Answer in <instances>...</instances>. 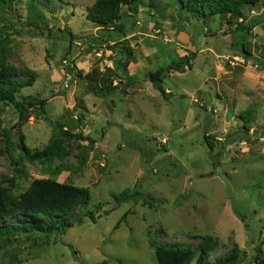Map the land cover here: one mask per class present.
Instances as JSON below:
<instances>
[{
    "label": "rangeland",
    "instance_id": "374dc122",
    "mask_svg": "<svg viewBox=\"0 0 264 264\" xmlns=\"http://www.w3.org/2000/svg\"><path fill=\"white\" fill-rule=\"evenodd\" d=\"M95 1L20 0L0 13V63L37 76L18 95L22 118L8 107L1 119L0 187L18 198L52 179L92 196L64 234L0 239V264H158L156 250L170 245L192 249L194 264V236L219 242L211 260L234 244L245 251L239 264L264 260V0L243 23L143 0L137 13L123 8L126 33L87 20ZM190 53L192 69L166 70L160 93L148 75ZM64 130L97 143L64 139L67 155L51 161L22 150L41 151ZM136 186L160 203L117 202Z\"/></svg>",
    "mask_w": 264,
    "mask_h": 264
},
{
    "label": "trees",
    "instance_id": "16d2710c",
    "mask_svg": "<svg viewBox=\"0 0 264 264\" xmlns=\"http://www.w3.org/2000/svg\"><path fill=\"white\" fill-rule=\"evenodd\" d=\"M20 0H0V13L4 8L11 9L12 6ZM33 5L37 4V0H30ZM51 1V0H45ZM180 11L188 14L190 17L206 22L208 19L220 16L226 18L228 23L232 21L241 23L247 21L245 11L252 10L263 0H174ZM144 5L143 0H96L87 11V20L97 24L102 29L113 27L121 33H126V26L123 24V8L126 7L132 12L137 13V9ZM249 25H238L235 31H250ZM71 42L73 34L69 33ZM129 54V49L127 48ZM242 52L249 55L242 46ZM195 53H190L180 57L176 61L171 62L166 67L159 68L155 72L148 75L156 89L165 94L161 82V76L166 70L185 72L186 68L192 69V60ZM111 72V71H110ZM26 74V77H22ZM37 80V76L30 71L20 72L12 67L4 66L0 63V122L8 107H13L22 118L25 112V100L19 101L18 95L25 88L32 87ZM109 79L105 80V87L109 90ZM39 103L45 104V101L33 100L29 105ZM253 109L242 113L241 118L244 120V128L248 129L251 122ZM60 139L52 140L41 151L30 154L29 148L22 146V150L29 156L31 161H51L56 157H64L67 155L64 139L70 141H88L92 146L97 142L82 134H71L64 130ZM213 139L206 138L207 146L211 151L214 150ZM87 161L86 157L81 158V164ZM92 196L88 188L77 187L75 185L59 183L52 179H36L28 189L18 198H12L6 190L0 187V239L10 240L17 236L33 233H41L44 235H53L55 233L64 234L69 228L74 227L76 223L81 222V218L76 217V211L79 208L88 207L91 204ZM130 201H142L144 205L152 206L159 204V200H155L151 196L144 194L139 187L125 190L120 197L117 198L118 203H127ZM103 207L100 204L96 210ZM85 216L95 222V210H89ZM127 213L115 225V229H119L123 221L126 219ZM15 218L17 222L6 223L9 219ZM200 240L199 256L194 264H239L245 255L238 244H234L232 249L216 258L210 259V253L215 251L219 242L211 237L194 236ZM194 253L192 249L181 248L176 245L161 246L156 250V259L158 264H192ZM254 264H264V260H260L257 256Z\"/></svg>",
    "mask_w": 264,
    "mask_h": 264
},
{
    "label": "built area",
    "instance_id": "2783aa9c",
    "mask_svg": "<svg viewBox=\"0 0 264 264\" xmlns=\"http://www.w3.org/2000/svg\"><path fill=\"white\" fill-rule=\"evenodd\" d=\"M68 85H66V87H67Z\"/></svg>",
    "mask_w": 264,
    "mask_h": 264
}]
</instances>
